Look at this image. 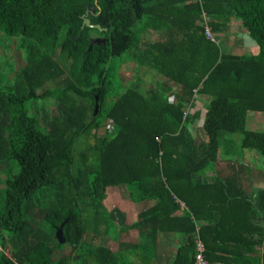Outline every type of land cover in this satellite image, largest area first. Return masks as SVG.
<instances>
[{
    "label": "trees",
    "instance_id": "obj_1",
    "mask_svg": "<svg viewBox=\"0 0 264 264\" xmlns=\"http://www.w3.org/2000/svg\"><path fill=\"white\" fill-rule=\"evenodd\" d=\"M92 6L108 29L82 27ZM232 17L258 55L222 48ZM117 59L138 65L125 90L113 87ZM198 95L202 125L200 110L185 116ZM250 110L264 111V0H0V264H123L106 243L118 186L128 203L157 200L117 223L138 231L132 264H159L171 231L184 240L165 264H194L198 236L211 263L264 264V188L242 184L247 163L216 165L227 137L264 152Z\"/></svg>",
    "mask_w": 264,
    "mask_h": 264
},
{
    "label": "crops",
    "instance_id": "obj_2",
    "mask_svg": "<svg viewBox=\"0 0 264 264\" xmlns=\"http://www.w3.org/2000/svg\"><path fill=\"white\" fill-rule=\"evenodd\" d=\"M219 37L222 35L223 49L229 50L238 55H258L260 51V46L258 42L250 35L249 31L243 24L242 19L237 17H232L230 21V26L224 32H220ZM200 96V95H199ZM195 100L198 101V97ZM202 105L207 111L206 102L209 101V96L202 95ZM194 105V106H195ZM201 111V109H198ZM202 112V111H201ZM193 114V113H191ZM206 114V113H205ZM205 114H200L199 125H202L204 122ZM246 127L251 130H258L264 132V111L261 110H250L246 118ZM198 127L195 126V129ZM194 129V127H193ZM222 154L220 152V157L217 160V169L224 167L225 163L228 161H235V165L238 167H243L241 163H247L251 166L247 172H243L240 175V180L242 184H245L246 189L249 192H252L254 189L261 187L264 188V152L259 151L258 149H246L242 148L240 142L234 138L227 137L222 143ZM214 173V168L208 171L209 175ZM120 187V186H118ZM120 210L124 211L127 214V211H133L134 208H137L139 205L136 201L126 202L128 200L125 193L122 194ZM127 197V198H125ZM126 199V200H124ZM181 199L178 197V203ZM137 203V204H135ZM150 206H153L150 205ZM184 208L178 210V214L182 213ZM176 232H160L158 241H159V264H165L169 259H172L176 254L177 246L181 245L184 240L183 235H178V245L176 244L177 235ZM167 259V260H165ZM165 260V261H164Z\"/></svg>",
    "mask_w": 264,
    "mask_h": 264
},
{
    "label": "rangeland",
    "instance_id": "obj_3",
    "mask_svg": "<svg viewBox=\"0 0 264 264\" xmlns=\"http://www.w3.org/2000/svg\"><path fill=\"white\" fill-rule=\"evenodd\" d=\"M94 37H102L103 35L97 33V32H93ZM220 37H223L222 35ZM217 41H219V38L217 39ZM6 42V41H5ZM128 65L126 67L125 70H122V60L121 59H117V61L115 62L112 70H111V78L113 81V87L122 85V90H125V87L131 83V81L135 78L136 76V72L138 70V65L134 63V61H128L127 62ZM143 78L145 79V81L148 79H157L160 78L159 76L157 77V75L153 74L152 71H147L145 74H142ZM163 78V77H162ZM161 78V79H162ZM148 85V84H147ZM199 96V95H198ZM206 96L207 95H203ZM203 99H202V95H200L198 97V101L196 102V105L191 108L190 107V112L194 113L196 110L201 109V113L202 115H204L206 113V109L204 108L205 106L202 105ZM53 103L50 102V104H46V106H52ZM54 106V105H53ZM104 133V132H102ZM107 197L105 198L104 202L106 204V206L109 208L110 211H112L113 217L115 220L114 222H112L110 226V237L111 236H115V235H121L126 234L125 235V241H121L119 239V241H115L112 240L110 237H107L106 243L109 242V245L116 251H119L122 254V263H126V262H130L132 264V260L135 261V255L136 253L134 252L133 249L130 248V243L134 242V238L135 236L138 234L137 229L132 228L129 232L123 231V232H117L119 227L118 225H123L124 223H132L133 222V218L134 219H138V212L142 211L144 208L146 209V207L150 206L153 204V202H156L157 200L154 199L153 202L151 201H144L142 203H139V205H137V208H134L133 211L130 212V210L127 211V214H120L118 215L117 211H115V209L119 208L121 205V201L124 197H122V194L125 193L126 195H128V189L126 187L120 186V187H115V188H107ZM127 198V197H125ZM137 204V203H135ZM115 212V213H114ZM111 213V212H110ZM178 214V211H177ZM110 215V214H109ZM111 217V216H110ZM118 223V225H117ZM1 232L3 233V238L5 239L4 235H8L7 230H0V234ZM177 235L176 238V244L178 245V233H175ZM2 235V234H1ZM70 246L66 245V251L70 250ZM125 248V249H124ZM122 249V250H120ZM2 250L1 244H0V251ZM7 250V249H6ZM10 254V253H9ZM138 259V257H137ZM169 259V258H168ZM167 260V259H165ZM164 260V261H165Z\"/></svg>",
    "mask_w": 264,
    "mask_h": 264
},
{
    "label": "built area",
    "instance_id": "obj_4",
    "mask_svg": "<svg viewBox=\"0 0 264 264\" xmlns=\"http://www.w3.org/2000/svg\"><path fill=\"white\" fill-rule=\"evenodd\" d=\"M206 21L209 20V18L207 16H205ZM206 31L207 34L212 37V39L215 40L213 33L211 32V28L209 25L206 26ZM192 108V107H191ZM190 112V108L189 110L185 111V116L187 115V113ZM179 204L182 208H186V204L180 200ZM196 253H195V261L194 264H226L224 262H215V263H211L205 256V252H206V246L203 242V240L198 236L196 239Z\"/></svg>",
    "mask_w": 264,
    "mask_h": 264
},
{
    "label": "water",
    "instance_id": "obj_5",
    "mask_svg": "<svg viewBox=\"0 0 264 264\" xmlns=\"http://www.w3.org/2000/svg\"><path fill=\"white\" fill-rule=\"evenodd\" d=\"M94 12H95V6L87 8L86 12L82 15V17L84 18L82 27L89 25V26L97 27L101 31L108 29L107 27H103L100 23H92L89 15H90V13H94ZM94 40L105 41V37H97ZM98 108H99V103H98V101H96V104H95V112L96 113L98 112ZM63 225H64V223H62L60 225V227H58L57 232H56V234H57V236L61 242H65V240H66L64 237V234H63Z\"/></svg>",
    "mask_w": 264,
    "mask_h": 264
}]
</instances>
